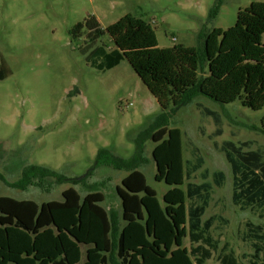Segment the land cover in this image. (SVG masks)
Returning <instances> with one entry per match:
<instances>
[{
  "label": "trees",
  "instance_id": "16d2710c",
  "mask_svg": "<svg viewBox=\"0 0 264 264\" xmlns=\"http://www.w3.org/2000/svg\"><path fill=\"white\" fill-rule=\"evenodd\" d=\"M222 2L217 0V5ZM69 35L72 41L84 39L78 53L96 76L128 61L165 113L139 133L131 157L121 158L108 148L98 150L95 168L130 171L116 188L120 212L103 208L104 199L98 191L93 189L82 196L70 187L63 195L64 202L41 206L33 213V203L29 202L24 218L34 220L30 228L23 219L15 221L19 209L15 203L4 201L3 207L10 212L0 211L6 219L3 226L12 222L8 217H13L18 230L17 251L0 249V264H78L79 244L90 245L84 264H208L214 254L219 264H264L262 222L245 220L241 224L236 233L243 249L240 255L228 245L220 246V234L216 232L226 231L230 222L224 216L225 198L215 199L214 195L216 189L225 186L226 175L205 167L199 148L186 132L183 160L181 145L169 150L170 143L160 157V163H169L181 175L169 173L162 203L138 170L146 141L168 128L178 110L198 95L221 104L238 101L254 111L264 108V2H252L240 9L233 26L204 32L201 48L180 44L159 48L150 23L130 13L104 28L95 15H88L70 29ZM104 36L111 39L112 47L101 43ZM11 75V68L0 57V81ZM196 109L200 135L212 141L230 166L232 204L264 221V145L218 142L216 139L224 133L221 114L200 103ZM208 121L214 126L210 134L203 127ZM261 131L264 132V117ZM0 180L22 190L30 185L41 189L49 183H78L38 165L29 166L14 182H8L2 174ZM211 207L215 211L206 216ZM23 234L32 238L31 246L22 239ZM186 236L188 248L184 244ZM24 253L33 254V259H15Z\"/></svg>",
  "mask_w": 264,
  "mask_h": 264
},
{
  "label": "rangeland",
  "instance_id": "374dc122",
  "mask_svg": "<svg viewBox=\"0 0 264 264\" xmlns=\"http://www.w3.org/2000/svg\"><path fill=\"white\" fill-rule=\"evenodd\" d=\"M252 2L264 0H223L218 5L217 0H0V57L12 70L11 76L0 81V174L14 182L29 166L38 165L78 181L75 185L49 183L41 189L30 185L22 190L0 180V196L42 203L61 200V193L70 187L82 196L94 189L103 196L105 209L120 212L116 188L130 171L95 168L98 150L108 148L121 158L131 157L139 133L165 113L128 61L96 76L78 53L84 39L72 41L69 35L75 24L95 15L106 27L130 13L150 23L159 48L174 44L201 48L204 32L233 26L238 11ZM101 43L112 47L108 36ZM197 103L221 114L224 133L218 142L264 145V108L254 111L238 101L221 104L198 95L178 110L168 128L146 141L138 170L162 203L169 173L181 175L169 163H160V157L170 143L169 150L181 145L183 160L186 132L199 148L205 167L226 175L225 186L215 190L214 198H225L224 216L230 225L216 234H220L221 247L228 245L240 255L243 249L236 233L241 224L264 221L232 204L230 166L212 141L200 135ZM203 127L206 134L214 129L211 121ZM213 211L211 207L206 216ZM187 241L186 236V248ZM83 261L84 254L80 264ZM208 264H219L218 256L214 254Z\"/></svg>",
  "mask_w": 264,
  "mask_h": 264
},
{
  "label": "crops",
  "instance_id": "0c3cea01",
  "mask_svg": "<svg viewBox=\"0 0 264 264\" xmlns=\"http://www.w3.org/2000/svg\"><path fill=\"white\" fill-rule=\"evenodd\" d=\"M69 189H66L61 193V197H62L61 200L52 199V200H49L47 202H42V203H37V202L31 201V200H17V199H13L10 197L0 196V211L4 212V213L5 212L9 213L10 211L3 207V203L6 200H11V203L14 202L15 205L19 208L18 214H17L16 218H14L15 221H16V219H23L22 221L28 227L33 228L34 220L32 219V217H30L28 219L24 218V212L27 208V205H29V202L33 203V205L30 204V205H32L31 207H32V213H33L34 210L38 211V208L41 206H46L47 204H50V203L64 202L63 195H64L65 191H67ZM71 189L75 190L74 188H71ZM102 203H101V206H102ZM8 218L12 219V222L6 226H3V220L5 221L6 219L3 218L2 215L0 214V249L6 250L8 252H16L17 251V239H16V237L18 235V230L14 226L15 221H13V217H8ZM53 229L56 232V229L54 227H53ZM23 237L24 238H22V239L28 244V246H31V243L33 241L32 238H30V236H27L26 234H23ZM78 246H79V251H80V255H81L80 262L82 261V255L84 254V261H83V264H84L85 259H86V252H87V249L90 247V245L79 244ZM33 256H34L33 254L28 255L27 253H24V254L16 257L15 259L18 261L19 258H22V261L24 262L26 260L33 259ZM80 262L78 264H80Z\"/></svg>",
  "mask_w": 264,
  "mask_h": 264
}]
</instances>
